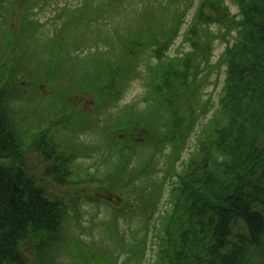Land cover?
I'll list each match as a JSON object with an SVG mask.
<instances>
[{
    "label": "rangeland",
    "instance_id": "1",
    "mask_svg": "<svg viewBox=\"0 0 264 264\" xmlns=\"http://www.w3.org/2000/svg\"><path fill=\"white\" fill-rule=\"evenodd\" d=\"M243 12L240 0H0V63L7 62L1 45L15 40L24 56L39 52L40 68L34 67L40 74L52 65L58 71L44 80L48 89L40 102L27 94L25 82L14 102L22 129L47 128L57 154L71 155L73 176L67 186H53L42 176V164L35 165L53 195L78 205L65 220V240L54 264H164L160 234L167 235L165 250L173 258L181 249L188 214L184 197L176 204L177 173L193 161L200 168L206 159L219 165L237 159L217 144L228 142L218 129L228 121L222 97L229 57L241 39ZM23 28L37 41L21 40ZM121 37L141 39L143 46L122 56ZM56 42L61 45L59 63L51 52ZM118 63L120 68L109 75L116 78L103 97L106 107L97 104L86 92L107 80L104 88L110 87L106 75ZM57 109L70 115L64 118L66 130L62 124L51 126L57 123ZM39 118L45 120L42 125ZM81 120L87 121L82 127ZM127 122L139 131L132 133L134 145L121 151L122 136L115 131ZM122 159L123 170L109 165ZM170 164L174 171L168 175ZM252 250L255 260L248 264H264V246ZM174 260L172 264H189L186 258Z\"/></svg>",
    "mask_w": 264,
    "mask_h": 264
},
{
    "label": "trees",
    "instance_id": "2",
    "mask_svg": "<svg viewBox=\"0 0 264 264\" xmlns=\"http://www.w3.org/2000/svg\"><path fill=\"white\" fill-rule=\"evenodd\" d=\"M240 2L245 12L240 19L241 39L232 48L235 54L229 57L228 79L222 97V109L228 121L218 129L227 134L228 142L217 144L231 150L237 159L232 164L222 165L206 159L200 168L193 166V161L177 173L174 196L176 204L180 196L187 201L188 223L181 232V249L175 252L174 258L165 250L167 235H159L157 245L164 264L185 258L189 264H248L255 260L252 248L264 246V0ZM65 27L61 25V30ZM19 36L21 40L27 37L33 43L37 41V37L24 28ZM120 39H123L119 40L122 56L124 53L133 55L143 46L141 39ZM39 44L40 41L36 42L34 48L38 49ZM139 45L141 47L136 48ZM1 46L4 54L7 51V62L6 65L0 63V264H54L56 250L64 244L65 220L78 205L77 201L53 195L49 182L46 186L43 184V177L53 186H67L73 176L71 155L57 154L55 139L47 128L22 129L16 122L18 108L14 102L20 95L19 88H24L21 82L28 85L27 94L40 102L43 91L48 89L44 80H48V74L53 77L58 71L50 63L48 71L40 74L35 68H40L39 52L34 50L29 57L24 56L20 53L21 43L15 40L6 42L5 48ZM60 46V42H56L51 51L52 55H57L58 63ZM100 52L105 56L110 53ZM3 59L2 55L0 62ZM117 67L119 63L110 66L107 79ZM115 78V75L110 76V87L104 88L107 80L86 93L106 107L108 99L103 100V97L114 88ZM159 88L166 92L165 102L170 101L167 88L162 84ZM105 89L108 91L104 92ZM57 106L65 107L64 104ZM60 111L54 110L57 123L51 126L57 128L62 124V129L66 130L68 120L64 118L70 115ZM44 122L39 118L37 124ZM86 122L81 120L79 124L82 127ZM126 124L129 125L117 126L115 131L122 136L121 151L134 145L132 133L139 128L135 123ZM165 137L159 136L158 144H162ZM37 162L42 164L43 177L36 174ZM111 164H117L122 170L125 167L124 159ZM117 171H114L115 179H119ZM170 171H174L172 164L167 169L168 175ZM240 226L246 230H241ZM136 250L134 246L132 252Z\"/></svg>",
    "mask_w": 264,
    "mask_h": 264
}]
</instances>
